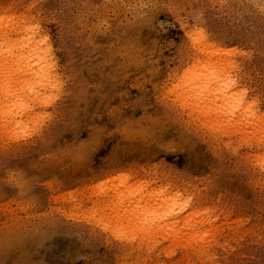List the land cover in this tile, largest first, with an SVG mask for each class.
Instances as JSON below:
<instances>
[{"label":"rangeland","instance_id":"374dc122","mask_svg":"<svg viewBox=\"0 0 264 264\" xmlns=\"http://www.w3.org/2000/svg\"><path fill=\"white\" fill-rule=\"evenodd\" d=\"M0 1L12 2L10 16L28 15L59 78L49 105L0 129V264H128L111 236L110 203L133 190L130 230L144 205L155 219L171 206L166 223L179 215L173 228L199 232L194 246L211 251L187 261L176 247L156 264H264L262 165L240 135L192 112L193 92L177 89L198 33L245 77L231 91L264 113V0ZM202 59L188 81L212 60ZM159 192L166 202L144 200Z\"/></svg>","mask_w":264,"mask_h":264},{"label":"bare ground","instance_id":"6f19581e","mask_svg":"<svg viewBox=\"0 0 264 264\" xmlns=\"http://www.w3.org/2000/svg\"><path fill=\"white\" fill-rule=\"evenodd\" d=\"M12 5V2L0 1V118L2 119L0 129H4L5 132L7 129L18 128L22 124V115L30 114L37 106L49 105L52 99L47 95L48 91L50 90L49 93H51V90L59 89V78L55 73L56 62L52 51L46 44V39L39 35L38 31H35V27L25 25L24 19L28 18V15L21 13L22 15L13 14V17L10 16L8 11L12 9ZM261 16L264 22V7ZM19 35L21 36L19 37ZM194 38L196 41L193 43L191 52L197 53L194 58L191 57V53L186 55L187 69L182 72L183 82L178 85L177 89L183 85L179 89L185 90L183 91L184 95L187 92H193V101L195 102L190 106V109L192 112L196 111L198 116L204 119L203 123L207 124L205 121L210 118L218 125L217 127L214 124L217 127H215L216 130L225 127L224 132L222 130L220 132L228 133L227 136L231 134L240 135V138L238 137L239 142L246 146V151L254 152L253 159L255 162L261 163L264 172V113L256 111L258 104L256 99L239 97L241 91L238 93L231 91L238 82L242 83L245 80L242 74L237 73L239 67L234 62L221 59L222 54L217 51L216 47L212 43H204L198 33H195ZM202 55L211 56L212 60L209 62V66L207 65L208 67L206 66L205 69L200 70L199 73L194 75L193 79L188 81L187 78L189 75L191 76L193 68L203 62ZM215 58L217 61H214ZM220 60H222L221 63ZM215 63H218L220 68L213 70ZM224 86L226 87L224 91L219 90ZM217 87H220L218 88L220 92L217 90L216 93H210L211 89L215 90ZM231 104L233 105L232 109H235V111L230 110V114L227 108ZM240 109L242 114L239 113L241 112ZM226 113L230 115L229 119V116L225 118ZM26 118H29V116ZM213 120L208 121L210 123ZM225 130L227 131L225 132ZM260 186L263 189V181ZM134 191L130 193L117 192V197L110 203L113 206L111 209L115 211L117 208L114 216L115 226L111 229V236L122 242L116 252L119 255H124L123 258L126 263H155L159 260L160 255L167 257L176 247L181 249V253L184 254L182 259L186 258L187 261L188 252H195L201 256L210 254L209 246H194V243L199 244L198 242L203 238L199 232L193 231L194 233H191L192 231H190L184 234L173 228L179 222V215L175 216L169 224L166 223L168 218L166 216L169 215L167 212L168 206L162 208V218L157 217L155 219V216H153L156 213L155 207L144 205V212L137 210L136 213V218L140 216L137 219V229L130 230L133 219L130 218L131 212L129 214V211L134 205L133 197L138 193ZM171 194L169 200L174 203L177 193L171 192ZM168 195L170 196V194ZM152 197L162 199V202L166 199L159 192L158 195L149 193L144 200L151 199L153 201ZM168 201L167 203L171 202ZM136 203L139 205L138 209H141L140 201H136ZM110 204L103 209V217L108 216L106 210L111 206ZM169 205L172 204L169 203ZM142 214L147 217L142 218ZM189 215L193 216L195 213ZM103 217H101L102 220L108 218L111 221V214L107 218ZM181 217L183 218V216ZM196 218L198 217H195L194 225L197 224ZM142 219L143 223L141 224ZM185 221L190 225L188 220ZM169 240L173 243V248L161 246L162 242ZM158 264L162 263L158 262Z\"/></svg>","mask_w":264,"mask_h":264}]
</instances>
